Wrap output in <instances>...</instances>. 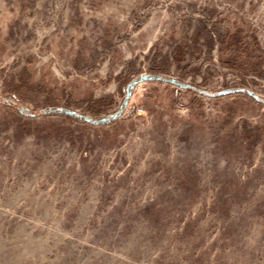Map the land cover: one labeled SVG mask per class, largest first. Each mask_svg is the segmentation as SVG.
Returning <instances> with one entry per match:
<instances>
[{
    "label": "rangeland",
    "instance_id": "rangeland-1",
    "mask_svg": "<svg viewBox=\"0 0 264 264\" xmlns=\"http://www.w3.org/2000/svg\"><path fill=\"white\" fill-rule=\"evenodd\" d=\"M235 28L264 55V0H0V264H264V64L221 62ZM140 76L187 88L124 106Z\"/></svg>",
    "mask_w": 264,
    "mask_h": 264
},
{
    "label": "trees",
    "instance_id": "trees-1",
    "mask_svg": "<svg viewBox=\"0 0 264 264\" xmlns=\"http://www.w3.org/2000/svg\"><path fill=\"white\" fill-rule=\"evenodd\" d=\"M249 41L252 42L251 46H249ZM255 42V38L252 35L241 36L239 30L235 28V31L232 34L227 33L220 42L221 58L223 57V60L221 59V62L225 66L237 70L238 72H244L247 68L250 70L258 69L261 64H264V55L260 54L259 56L255 57ZM210 44L211 39L210 41H207V45L210 46ZM21 82L24 83V80L19 77V83L21 84ZM5 86V93L7 95H17L19 87L11 84H5ZM110 105L111 99L101 98L88 103V105L86 106V111L90 112L93 115H99L103 113L107 108H109ZM66 116L73 117L71 115Z\"/></svg>",
    "mask_w": 264,
    "mask_h": 264
},
{
    "label": "water",
    "instance_id": "water-1",
    "mask_svg": "<svg viewBox=\"0 0 264 264\" xmlns=\"http://www.w3.org/2000/svg\"><path fill=\"white\" fill-rule=\"evenodd\" d=\"M147 81H153V82H163V83H167V84H170V85H173V86H176V87H179V88H185V86L183 85H180L178 83H176L174 80H170V79H164V78H161V77H149V76H140L136 81H132L129 86H128V89H127V92H126V97H125V101H124V106H126L127 104V101L130 97V94H131V88L132 87H135L141 83H144V82H147ZM251 96V95H249ZM124 106L122 108H120L119 112L116 113L115 115H111V116H108L106 119H101L99 121H93V120H90L89 118H86L84 117V121L88 122V123H92L94 125H103L105 123H108L110 122L111 120H115L117 119L120 115H121V111L123 110ZM63 114H66V115H71V116H76L73 112H63Z\"/></svg>",
    "mask_w": 264,
    "mask_h": 264
},
{
    "label": "crops",
    "instance_id": "crops-1",
    "mask_svg": "<svg viewBox=\"0 0 264 264\" xmlns=\"http://www.w3.org/2000/svg\"><path fill=\"white\" fill-rule=\"evenodd\" d=\"M131 82H132V81H131ZM131 82H130V83H131ZM150 82H151V81H150ZM130 83H129V84H130ZM176 83H177V82H176ZM129 84L127 85V87H126V89H125V93L127 92V89H128V86H129ZM178 84H180V83H178ZM180 85H182V84H180ZM172 86H173V85H172ZM183 86H185V88H184V89H186V88H187V86H186V85H183ZM108 123H110V122H108ZM108 123H106V124H108Z\"/></svg>",
    "mask_w": 264,
    "mask_h": 264
}]
</instances>
